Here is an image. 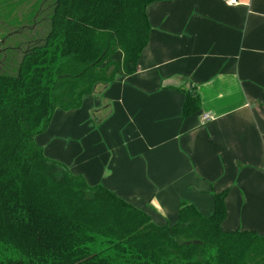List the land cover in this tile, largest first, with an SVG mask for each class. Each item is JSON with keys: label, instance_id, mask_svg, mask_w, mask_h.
I'll use <instances>...</instances> for the list:
<instances>
[{"label": "crops", "instance_id": "1", "mask_svg": "<svg viewBox=\"0 0 264 264\" xmlns=\"http://www.w3.org/2000/svg\"><path fill=\"white\" fill-rule=\"evenodd\" d=\"M36 2L0 0V25L17 27L0 42L35 28ZM146 13L137 71L84 96L78 109H57L36 143L156 225L175 224L182 200L211 216L214 193L229 189L222 229L264 236V0H162ZM190 86L201 108L184 117L177 88Z\"/></svg>", "mask_w": 264, "mask_h": 264}, {"label": "trees", "instance_id": "2", "mask_svg": "<svg viewBox=\"0 0 264 264\" xmlns=\"http://www.w3.org/2000/svg\"><path fill=\"white\" fill-rule=\"evenodd\" d=\"M154 1L53 0L23 40L0 42V264H264V236L222 229L229 189L211 216L182 200L178 221L160 226L36 143L57 109L137 71ZM177 89L182 115L197 113L196 86Z\"/></svg>", "mask_w": 264, "mask_h": 264}, {"label": "rangeland", "instance_id": "3", "mask_svg": "<svg viewBox=\"0 0 264 264\" xmlns=\"http://www.w3.org/2000/svg\"><path fill=\"white\" fill-rule=\"evenodd\" d=\"M14 1V0H13ZM23 1H26V4H30V3H35V1L36 0H23ZM52 1L53 0H37V2H36V4H34V5H38V2H39V4H43V8L42 9H40V5H38V7H35V8H33V10L31 11L32 13H33V15H39V17H38V19H43L44 18V16H46L47 15V13H48V6L49 5H51L52 4ZM41 2V3H40ZM2 7H5V8H9L8 7V5H3ZM28 7H30V5H28ZM18 8H19V6H18ZM29 9L28 8H26V10H24L23 12H21L22 13V15H23V17H25L26 16V20H29L28 19V17H29ZM2 13H4V14H6L5 12H2ZM10 15V17L11 18H14L15 19V17L17 16V15H19V9H17V10H14L11 14H9ZM1 18V17H0ZM46 26H47V23H45V22H43V23H38V27H37V29L38 30H40V31H42V32H44L47 28H46ZM17 27H8V26H6V27H4V26H1L0 25V36L2 35H5V34H7V33H11L12 31H14L15 32V30H17L16 29ZM24 35V37H26V36H28V33H24L23 34ZM20 40H23V38H20ZM7 43L8 44H13L12 42H9V41H7ZM232 221V220H231ZM229 222V221H228ZM227 224V223H226ZM227 229H230L231 231H233L235 228H227ZM233 229V230H232Z\"/></svg>", "mask_w": 264, "mask_h": 264}, {"label": "built area", "instance_id": "4", "mask_svg": "<svg viewBox=\"0 0 264 264\" xmlns=\"http://www.w3.org/2000/svg\"><path fill=\"white\" fill-rule=\"evenodd\" d=\"M231 2H235V0H231ZM213 118H214V116H212V114H205L204 116H203V120H204V122H209V121H211V120H213Z\"/></svg>", "mask_w": 264, "mask_h": 264}]
</instances>
